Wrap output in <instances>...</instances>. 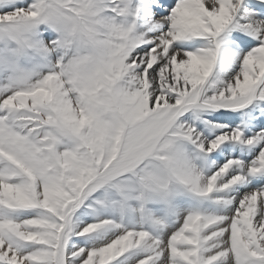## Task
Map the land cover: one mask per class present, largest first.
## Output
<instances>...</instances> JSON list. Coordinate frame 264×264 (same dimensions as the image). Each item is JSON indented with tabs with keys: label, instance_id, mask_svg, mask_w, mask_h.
I'll return each mask as SVG.
<instances>
[{
	"label": "snow or ice",
	"instance_id": "obj_1",
	"mask_svg": "<svg viewBox=\"0 0 264 264\" xmlns=\"http://www.w3.org/2000/svg\"><path fill=\"white\" fill-rule=\"evenodd\" d=\"M0 264H264V0H0Z\"/></svg>",
	"mask_w": 264,
	"mask_h": 264
}]
</instances>
